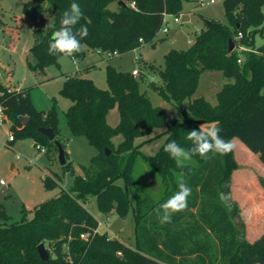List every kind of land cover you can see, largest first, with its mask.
Masks as SVG:
<instances>
[{
	"label": "trees",
	"instance_id": "1",
	"mask_svg": "<svg viewBox=\"0 0 264 264\" xmlns=\"http://www.w3.org/2000/svg\"><path fill=\"white\" fill-rule=\"evenodd\" d=\"M119 1L76 0L84 15L74 30L81 25L89 29V36L81 43L102 52L123 53L153 41L165 13L178 14L183 10V0H134L136 8ZM72 2L24 3L23 18L35 24V40L27 56L33 72L45 73L49 65L58 64L62 55H49L48 46L52 33L61 27L62 13ZM114 2L117 7L110 8ZM223 5L228 23L209 18L210 24L187 49H171L165 54L164 68L150 65L161 84L152 81L149 87L171 102L180 117V121L164 130L167 138L156 155L142 153L141 144H135L136 138L151 136L155 129L168 125L165 109L153 105L141 89L142 72L137 78L132 72L108 66L107 89L98 87L90 78H66L60 93L71 100L65 111L67 123L72 133L84 136L97 153L78 174L67 160L62 167L74 174L73 185L36 204L31 219L9 223V214L0 206V264H264V232L254 242L241 240L223 198L237 167L234 151L226 155L210 152L207 159L194 155L195 163L184 161L178 167L163 150L172 140L185 149L191 148L192 142L186 139L188 131L218 122L223 139H239L264 165V42L256 43V36L264 38V0H223ZM45 12L53 17L52 26L46 30L41 25ZM239 33L241 38H237ZM231 38L235 48L230 52ZM241 45L251 50L239 51ZM208 70L221 71L234 81L218 91L217 104L200 96L186 107L184 102L193 97L202 73ZM0 105L10 121L14 141L31 138L47 153L56 155L55 140L50 141L38 130L46 127L54 129L55 139L65 147L55 107L48 111L38 109L27 89H12L1 80ZM115 105L120 121L112 126L107 116ZM20 116L29 118L27 125H23ZM118 134L123 135V140L116 145L113 138ZM138 158L151 163L160 176V198L136 182ZM181 182L191 189L187 207L174 213L170 223L161 224L155 210L179 190ZM45 184L51 187L57 180L47 176ZM156 191L161 189L156 187ZM91 194L106 218L113 213L124 218L133 209L135 246L98 230L99 220L86 207ZM82 234L88 236L82 238ZM41 243L49 252L47 261L39 255Z\"/></svg>",
	"mask_w": 264,
	"mask_h": 264
},
{
	"label": "rangeland",
	"instance_id": "2",
	"mask_svg": "<svg viewBox=\"0 0 264 264\" xmlns=\"http://www.w3.org/2000/svg\"><path fill=\"white\" fill-rule=\"evenodd\" d=\"M27 1L0 2V79H4L12 89H27L38 109L48 111L55 107L59 117L60 135L65 142L67 160L72 163L75 174L82 173L84 167L91 163L97 149L84 136L74 135L67 123L65 111L71 100L60 93L67 75L92 78L98 87L107 89L108 66L132 73L135 69H140L144 77V81H141L142 91L147 92L153 105L164 108L168 115L166 127L155 129L151 136L135 139V144H141L142 153L153 156L158 153L167 138L164 130L174 122L180 121V117L177 108L171 102L149 87L154 78H156L154 82L161 84L158 73L153 71L150 65L164 68L165 54L171 49H187L205 28V20L213 18L228 23L223 0H215L214 3L204 5L198 4V0H183V10L178 14L170 13L166 17L169 32L160 31L151 42L123 53L118 52L114 57H108L100 48L81 43V50L74 54L76 62H73V57L62 55L58 64L49 65L45 73H36L27 64L29 49L35 40L34 22L23 18V7ZM123 1L126 4L131 2ZM116 7V2L110 4V8ZM176 16L180 17L179 24L174 22ZM52 18L49 12L44 13V24H41L44 30L51 24ZM263 42L264 38L256 36L257 45ZM136 77L140 78V74ZM233 81L224 77L221 71H204L196 93L184 104L187 107L194 98L203 96L215 105L218 102V91L223 85ZM107 120L112 126L119 123L120 113L117 105L110 109ZM210 124L204 123L202 126ZM9 125L10 121L6 117L0 127V206L5 207L10 216L9 223H12L31 219L36 204L59 195L63 189L69 190L73 185L74 174L64 171L58 153L55 158L48 153H42L39 144L31 138L8 143ZM151 137L154 138L149 139ZM122 140V134L113 138L116 145ZM232 142L235 145L233 151L237 167L231 173L229 191H224L223 195L228 200L232 216L236 217L241 233L240 239L252 242L264 231V176L260 172L262 167L259 158L249 149L250 152L247 151L239 139L234 138ZM185 161L195 163L193 158ZM49 175L57 180V184L51 187L45 184V178ZM134 177L137 183L151 190L156 199L161 197L163 191L161 178L151 163L138 158ZM119 183L124 185L123 179H120ZM156 187L161 191L157 192ZM86 207L99 221L104 222V226L99 229L100 232H107L110 237H117L131 246L136 245V224L132 208L124 218L113 213L110 215V221H107L106 215L99 210L95 195L88 196Z\"/></svg>",
	"mask_w": 264,
	"mask_h": 264
},
{
	"label": "clouds",
	"instance_id": "3",
	"mask_svg": "<svg viewBox=\"0 0 264 264\" xmlns=\"http://www.w3.org/2000/svg\"><path fill=\"white\" fill-rule=\"evenodd\" d=\"M84 13L80 4L73 0L70 8L62 13L61 27L55 30L48 46L49 55L61 54L73 57L81 50V40L89 36V29L86 25H81L74 30L80 22ZM47 25L46 27H51ZM75 62V60L73 61ZM221 128L218 122H213L207 126H199V129L188 131L186 139L192 142V147L185 149L175 140L164 145V151L175 160L177 166H182L185 160L191 159L194 155L201 158H208V153L226 155L235 147L232 140H225L220 136ZM191 189L183 182L179 184V190L166 202L157 208L156 214L161 224L171 222L174 213L183 211L187 207L188 197Z\"/></svg>",
	"mask_w": 264,
	"mask_h": 264
},
{
	"label": "water",
	"instance_id": "4",
	"mask_svg": "<svg viewBox=\"0 0 264 264\" xmlns=\"http://www.w3.org/2000/svg\"><path fill=\"white\" fill-rule=\"evenodd\" d=\"M119 3H122L124 6H126V3L123 2L122 0L119 1ZM209 24H210V21L205 20V25H209ZM234 48H235L234 40L231 38V39H229V48L228 49L231 52L232 50H234ZM20 119L23 122L24 126L27 125V123L29 122V118L27 116H20ZM38 130L41 133L45 134L49 138L50 141L55 140V143H56L57 148H58L59 162L61 165H65L67 162L66 150H65L64 146L58 140L55 139L56 134H55L54 129L53 128H46V127H39ZM109 153H110V151L108 149H106V154L109 155ZM223 198H224V195H223ZM224 200L227 204L228 200H226L225 198H224ZM234 222L236 224H238L236 217H234ZM38 252H39V255H40L42 260H44V261L49 260L50 255H49V252H48L44 243H41L38 246Z\"/></svg>",
	"mask_w": 264,
	"mask_h": 264
},
{
	"label": "built area",
	"instance_id": "5",
	"mask_svg": "<svg viewBox=\"0 0 264 264\" xmlns=\"http://www.w3.org/2000/svg\"><path fill=\"white\" fill-rule=\"evenodd\" d=\"M199 1V3L198 4H200V5H204V4H209V3H214L215 2V0H209V1H206V0H198ZM130 5L133 7V8H136V2L134 1V0H132L131 2H130ZM168 14L169 13H165L164 14V20H163V24H162V27H161V29H160V31L161 32H163V33H168L169 32V29H170V27H169V22L166 20V17L168 16ZM174 22L176 23V24H179L180 23V17H178V16H176L175 18H174ZM243 35H242V33H239L238 34V36H237V38H241ZM192 41V40H191ZM243 50H251L250 48H248V47H246V46H244V45H241V46H239V51H243ZM102 52V51H101ZM106 55L108 56V57H114L115 55H118V51H113V52H106ZM73 60H75V58H73ZM240 61V60H239ZM75 62H76V60H75ZM141 73V71H140V69H135L134 71H133V74L136 76V75H139ZM6 114L4 113V111H3V108L1 107V105H0V127L2 126V124H3V121L6 119ZM12 142H14V135H13V133H11L10 131H9V139H8V143H12ZM8 145H10V144H8ZM39 149H40V151L41 152H46V148L45 147H43V146H40L39 145ZM107 221H110V217H107ZM104 226V222L103 221H99L98 222V230L101 228V227H103ZM88 236V234H82L81 235V237L82 238H86Z\"/></svg>",
	"mask_w": 264,
	"mask_h": 264
},
{
	"label": "crops",
	"instance_id": "6",
	"mask_svg": "<svg viewBox=\"0 0 264 264\" xmlns=\"http://www.w3.org/2000/svg\"><path fill=\"white\" fill-rule=\"evenodd\" d=\"M196 1H197V0H196ZM74 58H75V60H76V57H75V56H74ZM68 76H70V75H67L66 78H67ZM66 78L64 79V81L66 80ZM90 79H92V78H90ZM155 79H156V78H154L153 81H155ZM0 80H1L3 83H5V84L7 85V83H6V81H5L4 79H3V80L0 79ZM92 80H93V79H92ZM93 81H94V80H93ZM142 81H144V77H143V80H142ZM63 83H64V82H63ZM8 86H9V85H8ZM9 87H10V86H9ZM16 90H20V89H16ZM35 106H36V105H35ZM69 106H70V105H69ZM69 106H68V107H69ZM36 107H37V106H36ZM41 110H44V109H41ZM9 126H10V125H9ZM9 129H10V127H9ZM12 143H13V142H12ZM12 143H11V144H12ZM243 144H244V143H243ZM243 144H242V145H243ZM35 145H36V144H35ZM244 145H245V144H244ZM244 145H243V146H244ZM244 148H245L247 151L250 150L246 145L244 146ZM248 149H249V150H248ZM249 152H250V151H249ZM42 153H47V152H42ZM251 153H252V151H251ZM48 154L55 158V155H53L52 153H48ZM252 154H253V153H252ZM254 156H257V155L255 154ZM257 157H258V156H257ZM260 162H261V161H260ZM262 165H263V164H262V162H261L262 170H261L260 172H262V174H263V176H264V167H263L264 165H263V166H262ZM49 176H50V175H49ZM263 232H264V231H263ZM261 234H262V233H261ZM261 234H260V235H261ZM260 235H259L257 238H259ZM257 238H255L254 240H252V242H254Z\"/></svg>",
	"mask_w": 264,
	"mask_h": 264
}]
</instances>
